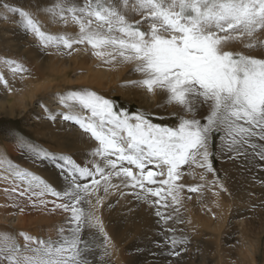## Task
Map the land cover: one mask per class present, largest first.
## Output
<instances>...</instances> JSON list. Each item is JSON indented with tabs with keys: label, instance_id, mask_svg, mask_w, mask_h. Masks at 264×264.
I'll use <instances>...</instances> for the list:
<instances>
[{
	"label": "snow or ice",
	"instance_id": "snow-or-ice-1",
	"mask_svg": "<svg viewBox=\"0 0 264 264\" xmlns=\"http://www.w3.org/2000/svg\"><path fill=\"white\" fill-rule=\"evenodd\" d=\"M0 8L18 13L21 28L34 35L42 49L76 50L75 45H87L105 63L133 64L142 78L126 82V87L165 92L167 103L179 105L185 113L169 126L153 122L150 114L117 108L113 100L90 89L55 93V102L64 110L41 102L43 118L53 123L63 120L93 139L90 164L5 130V137L14 139L34 163L51 161L64 181L58 187L0 153V167L6 166L14 181L11 192L20 197L30 193L34 206H46L43 197L51 195L55 198L51 210L68 216L57 228L56 239L0 232V264H93L96 249L109 255L111 237L95 210L103 201L101 190L105 196L110 190L131 195L153 209L160 237L153 243L165 255L179 256L189 241L168 227L170 221L181 222L174 215L179 209L172 213L167 209L180 204L184 186L178 181L184 166L214 171L212 134L222 133V147L234 157L247 156L251 149L264 161V143L256 142L264 141V58L225 50L229 42L245 40L246 48H264V40L257 38L264 32V0H83L82 4L56 0L41 9L53 22L67 25L70 20L77 25L76 35L45 32L33 13L8 3H0ZM0 65L13 76L30 74L16 59L0 58ZM0 84L9 86L3 72ZM202 106L209 109L203 122L196 118ZM114 178L119 183L114 184ZM93 229L89 240L85 232ZM97 237L102 244L94 245Z\"/></svg>",
	"mask_w": 264,
	"mask_h": 264
},
{
	"label": "rangeland",
	"instance_id": "rangeland-1",
	"mask_svg": "<svg viewBox=\"0 0 264 264\" xmlns=\"http://www.w3.org/2000/svg\"><path fill=\"white\" fill-rule=\"evenodd\" d=\"M55 2L56 0H0V3H8L13 7L22 8L33 13L35 18L39 20L42 30L45 32H52V34L66 32L76 35L78 33V26L71 23L70 20L67 25L59 20L53 22L50 15L41 11V9ZM71 2L82 4L83 0H71ZM136 19H139V17H136ZM19 21L20 17L18 13L4 12V10L0 8V40L4 46H8V49L21 53L25 51L27 47L26 44L39 45V41L31 33H25ZM67 28H69L68 31ZM70 29L71 32H69ZM257 38L259 40H264V32L257 33ZM247 42V40L244 42H229L225 50L242 52L245 55L264 58V48H246L244 45ZM8 43H10L12 47H9L11 45ZM77 46L81 47L82 50H86L85 54H89L90 51L92 52L90 46ZM44 51L45 49L39 51L40 56H44ZM64 51L67 50H62V52ZM133 69V64L126 63L123 74H130V78L122 82L120 80L117 81L120 86L115 85L107 89L108 91L103 88L102 91L100 90V95L113 100L117 108L126 109L130 113L144 112L150 114L155 123H163L169 126L176 124V116L184 115L185 113L179 105L167 103V94L165 92L157 90L153 95L152 93L149 95L150 93L144 89L146 93L142 95L145 94V97L134 98L136 91L139 89L126 87L125 84L130 80H137L142 77ZM41 102L47 104L49 107L58 106L60 110L63 109L55 102V96L52 94L46 98H43L41 95V97L39 96L29 109L22 112V114H20L21 112H17L14 116L0 117V132L5 135V130L11 129L47 149V146L51 144V142L44 140L46 144H39L38 141L26 135L27 132H33L35 129L40 130L39 122L45 119L43 118L44 114L41 108ZM208 113L209 109L206 106H202L196 112V118L201 119L203 122L204 117H206ZM220 135H222V133H213L209 141V150L212 153L210 160L214 171H207L195 165L184 166L182 168L181 179L178 181L179 184L184 186L179 191L180 204L173 205L167 209L169 213L173 212V208L179 209L174 215L181 222L176 223L175 221H170L168 227L175 228L178 235L186 236L189 241L184 246V250L181 251L179 256L165 255L163 249L157 247L153 243V241L160 240V237L156 235L158 225L153 209L147 205L149 224H152L151 231H148L149 233L137 231L135 230L134 224L137 221L138 212H136L134 205H132V203L130 205L127 204L126 198L119 200L120 192L114 191V194L109 200L114 201V203L107 201V203L109 202L107 206L109 207V205H111V207H109L110 214L107 219V224L111 226L114 224L117 230L118 228L121 230V227L127 226L124 233L130 236L127 237L126 240L121 238L118 240L121 242L123 254L128 264H241L240 259L245 260L242 261L245 264V262L249 261V257L246 255V258V256L242 254L241 249L245 246L247 247L248 244L241 238L240 230L242 229L248 235V240L258 246L257 252L254 255L255 261L252 264H264V161L252 155L251 149L248 150L249 155L247 156L234 157L233 153L226 151L222 147ZM5 142L7 144L16 145L15 140L12 138H7ZM256 142L264 143V141L259 140ZM51 145L54 148H48L49 151H59L58 148H55V146H57L55 143ZM85 150L84 157H79L75 155V153L71 155L81 163L90 164L91 157L89 153L92 148ZM62 152L70 153L71 151L63 150ZM199 174H203V176L208 178L206 181L207 184L211 185V181H213V186L218 187L216 189L217 193L224 198L223 205L216 209L220 211V215L224 214L223 216L226 218V223L221 232H218L220 230L215 231L213 227L216 223V217L210 218L211 221H209V224L212 226L208 228L207 225L202 224L203 221L196 222L197 219L191 217L192 210L193 214L196 216L199 214L198 216H200L203 210L211 205L207 203V198L215 193V190H213L214 192L212 190H206L208 188L203 185V179L198 177ZM117 182L118 180L114 178L113 183L116 184ZM194 186H199L198 190L196 192L189 191V188ZM129 190L131 191V189ZM30 195L31 194L26 195L27 199H29ZM34 198L35 197L32 199ZM43 199H46L45 201L48 202L46 205L48 207L39 204L34 206L32 204L28 210H23L25 221L20 224V226L13 227V229L7 228L8 230L6 232L12 234L24 232L34 237L45 239L51 237L52 239H56L57 230L40 229L39 223L32 226L28 224L30 222L28 218H32L35 222L38 220V217H40V213H36L39 207H45L44 209L48 208V211H51L53 207L52 201H54L55 198L46 195ZM132 199L134 200L135 198L132 196ZM170 200L171 198L169 197V201ZM60 202L61 201H56V203ZM205 212L207 213L206 210ZM85 236L89 240L93 239V236H87L86 234ZM17 239L19 243L23 245V238L17 236ZM97 239L98 238L95 239L94 245L102 244V240ZM108 251L110 253L109 255H102V249H96L91 254L93 264H116L110 249H108ZM151 253H155L156 255H151ZM246 264H249V262Z\"/></svg>",
	"mask_w": 264,
	"mask_h": 264
},
{
	"label": "bare ground",
	"instance_id": "bare-ground-1",
	"mask_svg": "<svg viewBox=\"0 0 264 264\" xmlns=\"http://www.w3.org/2000/svg\"><path fill=\"white\" fill-rule=\"evenodd\" d=\"M68 29L69 28H67V31ZM69 32H71V29ZM8 44L11 45L10 43ZM26 45L27 47L25 51L18 53L17 51L8 49V46H4L0 40V58L7 57L21 61L30 70V74L25 73L24 77L21 78L20 75L13 76L7 67L0 65V72H3L5 78L9 81L8 87L0 84V117L14 116L17 112H21L20 114H22V112L27 111L34 101L37 100L39 96L41 97V95L43 98H46L51 94L54 96L55 93L64 92L67 89L83 88L95 91L100 95V90L102 91L103 88L107 90L111 87H114L115 85L120 86L117 81L120 80L122 82L130 78V74H123L126 63H105L101 59L94 56L91 51L89 54H85L86 50H82V48L77 45L74 46L76 50H67L64 52H62V50L58 51L55 48L45 49V54L43 57L40 56L39 51H41L42 48H40L39 45ZM9 47H12V45ZM68 51H71L70 55L67 54ZM9 88H11V91H9ZM143 93H146L145 90L139 89L136 91L134 98H141L143 96L145 97V94L142 95ZM149 95H151V93ZM50 108L59 111L64 110H60V107L58 106H51ZM45 119H42L39 122L40 130L35 129L33 132H27V134H25L29 137H32V139L35 141H38L39 144H46L44 140H48L51 142V144L55 143L57 145L55 148H58L59 150L57 153H60L63 150H69L71 151L70 154L75 153V155L79 157L85 156V149H93L96 146V142L89 136L82 134L78 127L70 125L67 122L59 119L55 123ZM6 139L7 138L5 135L0 132V153H3L11 162L19 165L20 167L33 171L49 182L56 184L58 187H63L64 181L59 178L58 169L52 164L51 161H38L34 163L30 155L22 153L17 145L10 143L7 144L5 142ZM51 144H49L47 147L54 148ZM201 176H203V174H199L198 177ZM203 177V185L208 188L206 190H215V193L207 198V203L211 205L205 209L203 208V213L200 216H198V214V217L193 214L192 210L191 217L196 218V222L203 221L202 224L207 225V228L212 226L209 224V221H211L210 218L216 217V223H213V227L215 228V231L220 230L218 232H221L226 223V218H224V214L220 215V211L216 209L223 205L224 198L219 193H217L216 189L218 187L213 186V181H211V185H209L206 182L208 178L205 176ZM117 183H119V181ZM13 186L14 181L7 170V167H0V232H6L10 228L13 229V227L20 226V224L25 221L23 211H20V209L23 208V210L25 209L26 211V209L28 210V208H30V206L33 204L30 199H27L26 196L30 193L20 197L18 194H13L11 192ZM5 189H8V191L6 192ZM121 190H123L125 193L131 192L129 189L122 188ZM114 191L116 192L117 190H110L105 196L101 190L99 195L103 197V201L102 204L95 210L102 219L105 230L111 237V246L109 249L115 258L116 264H128L126 257L123 254L121 242L118 240L119 238L126 240V238L130 236L129 234L124 233L127 226L121 227V230H119V228L117 230L114 224L112 226L107 224V219L110 214L107 204L109 202L114 203V201H109L114 194ZM122 198H126L127 204L130 205L132 203L136 209V212H138L137 221L134 224L135 230H139L143 233H149L148 231H151L152 224H149L150 222L147 205L143 203H137L135 199H132L131 195H120L119 200H122ZM92 201L93 204H95V196L92 197ZM107 201L109 202L107 203ZM44 208L39 207V210H37L39 212L36 211V213H40V217H38V220L35 222L32 220V218H28L30 219L28 224L32 226L36 223H39L40 229H47L51 231L57 230L58 227L64 225L68 213H64L59 209L55 211H48V208ZM240 232L241 238L243 241H245V243L248 244L247 247L245 246L241 249L242 254H244V256L248 255L249 261L247 262L252 264L255 261L254 255L257 252L258 246L257 244L251 243L250 240H248V235L243 229L240 230ZM85 234L87 236H93L95 234V230L93 229L91 232H85ZM240 261L241 264H244L242 261L245 260L240 259ZM247 262H245V264Z\"/></svg>",
	"mask_w": 264,
	"mask_h": 264
}]
</instances>
